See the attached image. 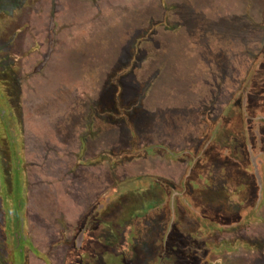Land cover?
<instances>
[{
    "label": "rangeland",
    "instance_id": "1",
    "mask_svg": "<svg viewBox=\"0 0 264 264\" xmlns=\"http://www.w3.org/2000/svg\"><path fill=\"white\" fill-rule=\"evenodd\" d=\"M2 4L0 37H7L14 73L4 75L3 85L10 89L7 108L11 103L17 114L10 117L23 185L15 195L16 222L13 213L9 224L0 216V264L6 233L17 239L10 253L21 252L15 256L21 264H74L77 253V264H151L172 220L177 233L168 237L163 264H203L199 258L264 264V0ZM208 133L214 144L200 153ZM132 134L137 151L164 146L181 158L157 150L124 157ZM197 154L205 161L188 177ZM9 176L17 189L18 173ZM131 178L149 190L111 202L84 235L79 228L87 210ZM211 179L229 188L218 199L231 217L224 208L208 209L198 230L179 201L172 216L164 203L182 181L181 190L197 204L200 192L210 193L201 188ZM233 187L236 200L226 192ZM145 198L155 208L149 235L129 249L124 234L133 214L141 210L143 217ZM209 202L216 199L203 206ZM215 219L228 228L209 223ZM236 240L253 248L231 249ZM213 247L219 252L209 255Z\"/></svg>",
    "mask_w": 264,
    "mask_h": 264
},
{
    "label": "trees",
    "instance_id": "2",
    "mask_svg": "<svg viewBox=\"0 0 264 264\" xmlns=\"http://www.w3.org/2000/svg\"><path fill=\"white\" fill-rule=\"evenodd\" d=\"M11 2L10 6L13 9L14 7L16 8V6H19V2L20 0H0V4L3 3L2 5H5ZM261 6V5H260ZM20 7V6H19ZM5 39H7L6 36L0 37V139L5 146L0 150V216L1 219H3V221H5V223H11L14 220V223L17 220L16 215L19 214L18 208H16V200L15 199V195H18V192L21 190L20 188H22L23 182H22V177L20 176L22 174L21 171V167H20V163H22V159L20 156H18L19 149H18V143L17 141H15L14 139V135L17 133L16 129H15V124L13 123V117L11 118V114L12 113H16L14 112V107L11 105L9 108H7V106L9 105V100H10V95H9V90L5 88V77L4 75L7 74H14L13 72H11V67H10V53L7 51L5 52L4 50V41ZM13 62V61H12ZM4 77V78H3ZM3 78V79H2ZM16 81V79H15ZM2 82V84H1ZM2 89H5L4 91H2ZM12 93V91H11ZM12 109V111L10 110ZM12 112V113H11ZM14 116V120L17 118V114L13 115ZM15 133V134H14ZM212 133V132H211ZM208 133V138L205 140V144L204 145V149L202 150L200 153H204L205 151L208 150V148L211 146V144H214V141H210L211 137H214L213 134ZM214 139V138H213ZM136 140L135 136H133L132 134V144H131V148L130 149V154L129 155H125L126 153H123L124 157L127 156H134V154H148V153H152L153 150H155L154 152L157 151H161L163 152L166 156H168L169 158H181V155L174 153L173 151H170L167 147L164 146H146L142 149H140L139 151H137L136 149ZM9 147V149L7 148ZM183 157V156H182ZM205 157L203 156V154H197L196 157L191 156V162L189 167H188V177H190L196 170L197 164L199 160H203L205 161ZM5 165H7V167H5ZM204 168V166H202ZM199 170H201L200 167H198ZM14 170V171H13ZM193 170V172L191 171ZM204 170V169H202ZM17 172L18 173V180L20 182L19 186L17 189H14L13 186L10 187V176H9V172ZM190 172V173H189ZM201 172V171H200ZM224 172V171H223ZM203 173V171H202ZM225 173V172H224ZM198 175L200 173H197ZM12 182V181H11ZM186 181H182L181 182V188L178 190H173V187H171L170 189L173 191H176L177 193H172V196H170V198L167 199L168 203L165 202L164 205L166 206L168 204V210L170 212H172V216H173V206L174 203L176 201L181 202V205L187 209V211H190L191 213H193L192 215L194 216L199 229H204L203 225H204V221L205 223L208 222L205 217L208 215V209L210 210H218L219 208H224L223 210L225 211V213H228L230 216V210L227 209L226 206V202H221L219 201L218 197L220 195H222L220 192L223 190L225 192V190H227L228 187L222 188L220 189L218 186H214L213 185V181L212 179L209 180L206 185L201 188L202 191H205V189L207 188L210 193L209 194H205V192L203 193H199L198 196V200H197V204L194 201V199L192 198V196L190 195V193H185L184 190H181L182 188L184 189ZM150 185L146 184L143 182V180L141 178H131L128 179L122 183H117L114 185L113 188H111L109 191H107L103 197L99 200H97L85 213V215L83 216V219L80 223V231L85 235L86 231L91 228L93 226V224L95 223V221L98 219V217L100 216L101 213H103L108 207H110V203L112 202V204L115 202H119L122 198L126 197V196H131L134 195V193H136L137 191H139L140 188H144V190H149ZM14 189V190H13ZM186 189V188H185ZM229 190V188H228ZM148 192V191H146ZM227 194L230 195V197L234 196L235 200L238 197L240 198V195L238 193L237 187H233V189L230 191H226ZM13 193L12 196H9V194ZM194 193V192H193ZM218 193V195H217ZM220 193V194H219ZM8 194V195H7ZM195 194V193H194ZM20 196H18L21 200H23V196L21 194H19ZM177 196V197H176ZM173 198H176L175 200ZM239 198L237 199V201H240ZM211 199H216V202H209V203H213L208 205L207 207H204V203L205 200H211ZM121 202V201H120ZM237 203V202H236ZM144 210V215L143 217L140 216V211L135 214H133L130 218V221L128 222V226L126 228L125 231V238L128 237V248L130 249L132 246H134V242L137 241H145L149 235V231L147 230L148 227H150V222H151V215L154 212L155 208L152 207L150 205V203L148 202V199L145 198L144 201L142 202V207ZM17 209V211L15 210ZM204 212H206L205 216L203 215ZM11 213L14 214V219L12 220L10 218ZM209 213H211V211H209ZM228 216V217H229ZM227 217V216H226ZM231 217V216H230ZM207 218V217H206ZM218 219V218H217ZM217 219L209 221L212 222V224H218ZM177 221H171L169 222V226L166 227V231H165V235L163 236V239L161 241V251L158 252L157 257L153 260V263L151 264H163V259H165V256L167 254V249L169 248L170 243L167 241L168 237L171 236L172 233H177V225H176ZM203 224V225H201ZM221 225H223V228H228L229 225H226L224 223H222ZM219 225V226H221ZM204 233V232H203ZM5 237H3V244L5 246V253L3 254L2 258L5 262V264H21V262L17 263V258H15L16 254L21 253L17 250V252L15 251V256L13 255V253H10V247H15L16 248V244H17V239L13 236L9 237V235L6 233L4 234ZM10 238V239H8ZM80 242L78 240V238L74 241L73 245H74V251H79L80 249ZM130 245V246H129ZM238 246V247H237ZM241 246V247H240ZM114 248V247H113ZM206 248V247H204ZM252 249L253 245L246 243L244 240H236V243L234 245H232L231 249ZM111 250L108 252L110 255L113 254V257L117 258V256L119 255V251L113 252L112 248H110ZM190 252L191 251H195V249L192 248H187ZM218 249V250H217ZM180 251V250H179ZM208 254L211 255L212 253H218L219 252V247H213L209 249ZM9 252V253H7ZM181 253V251H180ZM187 255H190L188 253H186ZM185 253H181V256L184 257L186 255ZM80 258V254H76L75 258H74V264H77V259L76 258ZM186 257V256H185ZM199 257V256H198ZM264 257V256H263ZM20 259H18L19 261ZM3 262V261H2ZM199 262L203 263V264H207L209 262H207L206 259H201L199 258ZM121 264H124L123 261L120 262Z\"/></svg>",
    "mask_w": 264,
    "mask_h": 264
},
{
    "label": "water",
    "instance_id": "3",
    "mask_svg": "<svg viewBox=\"0 0 264 264\" xmlns=\"http://www.w3.org/2000/svg\"><path fill=\"white\" fill-rule=\"evenodd\" d=\"M80 238H81V234L79 235V240H80Z\"/></svg>",
    "mask_w": 264,
    "mask_h": 264
}]
</instances>
